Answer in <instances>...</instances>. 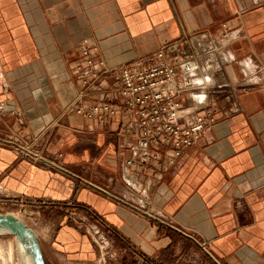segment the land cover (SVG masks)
<instances>
[{"label":"crops","instance_id":"0c3cea01","mask_svg":"<svg viewBox=\"0 0 264 264\" xmlns=\"http://www.w3.org/2000/svg\"><path fill=\"white\" fill-rule=\"evenodd\" d=\"M226 32L206 64L215 124L175 165L134 166L140 186H129L122 118L105 127L68 110L81 48L119 67ZM0 200L56 228L69 259L96 256L88 221L134 264H264V0H0Z\"/></svg>","mask_w":264,"mask_h":264},{"label":"built area","instance_id":"2783aa9c","mask_svg":"<svg viewBox=\"0 0 264 264\" xmlns=\"http://www.w3.org/2000/svg\"><path fill=\"white\" fill-rule=\"evenodd\" d=\"M234 35L226 32L218 42L204 33L186 34L119 67H110L87 47L81 48L83 59L74 65L80 87L68 110L105 127L122 118L125 125L120 132L131 139L132 156L124 164L129 186H140L134 166L145 171L175 165L215 124V114L207 105L213 82L206 64L221 56ZM106 76L113 77L117 86L105 89ZM189 97L197 103L196 109L205 112L196 114L185 107L183 100ZM0 205L6 206L2 200Z\"/></svg>","mask_w":264,"mask_h":264},{"label":"rangeland","instance_id":"374dc122","mask_svg":"<svg viewBox=\"0 0 264 264\" xmlns=\"http://www.w3.org/2000/svg\"><path fill=\"white\" fill-rule=\"evenodd\" d=\"M8 213L18 215L30 224L34 230L36 229L39 232L41 236L40 243L44 247L49 264H134L133 259L127 257L122 246H118L109 235L98 233L96 229H93L91 222L87 221L82 226L77 222L82 223L84 221H80L77 217L70 219V224L78 228V230H80L78 226H82V230L86 231L96 250V256L93 259L78 260L69 259L55 249L53 238L56 228H51L50 226L43 230L42 225L32 223L29 217L18 213L13 207L9 208L8 206L0 205V214ZM49 238H52V240ZM200 259L204 260V256L201 253L198 256V263ZM0 264H28L22 256L16 237L13 234L0 233Z\"/></svg>","mask_w":264,"mask_h":264},{"label":"water","instance_id":"95a60500","mask_svg":"<svg viewBox=\"0 0 264 264\" xmlns=\"http://www.w3.org/2000/svg\"><path fill=\"white\" fill-rule=\"evenodd\" d=\"M0 227L10 230L13 235L31 250L34 264H47L36 232L13 214H0Z\"/></svg>","mask_w":264,"mask_h":264},{"label":"bare ground","instance_id":"6f19581e","mask_svg":"<svg viewBox=\"0 0 264 264\" xmlns=\"http://www.w3.org/2000/svg\"><path fill=\"white\" fill-rule=\"evenodd\" d=\"M19 220L23 221L25 224H27L30 228L31 225L28 224L24 219H22L21 217H19L18 215H15ZM33 229V228H32ZM34 230V229H33ZM35 231V230H34ZM36 232V231H35ZM0 233H7V234H12L10 230H7L5 228H2L0 227ZM37 234V232H36ZM38 236V234H37ZM16 237V236H15ZM16 240L18 242V248L22 254V256L24 257L25 261L28 263V264H34V261H33V258H32V254H31V250L28 249V248H25L24 245L17 239L16 237Z\"/></svg>","mask_w":264,"mask_h":264}]
</instances>
